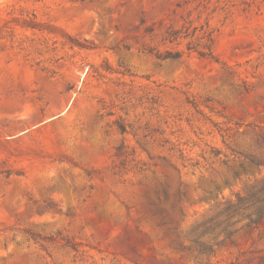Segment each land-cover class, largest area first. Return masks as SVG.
I'll list each match as a JSON object with an SVG mask.
<instances>
[{
    "label": "rangeland",
    "instance_id": "rangeland-1",
    "mask_svg": "<svg viewBox=\"0 0 264 264\" xmlns=\"http://www.w3.org/2000/svg\"><path fill=\"white\" fill-rule=\"evenodd\" d=\"M0 264H264V0H0Z\"/></svg>",
    "mask_w": 264,
    "mask_h": 264
},
{
    "label": "trees",
    "instance_id": "trees-1",
    "mask_svg": "<svg viewBox=\"0 0 264 264\" xmlns=\"http://www.w3.org/2000/svg\"><path fill=\"white\" fill-rule=\"evenodd\" d=\"M159 59H163V60H177L181 57V55L179 53H168L166 55H158L157 56ZM259 164V162H258ZM263 216L262 211L259 212V216H258V221L260 220V218Z\"/></svg>",
    "mask_w": 264,
    "mask_h": 264
}]
</instances>
